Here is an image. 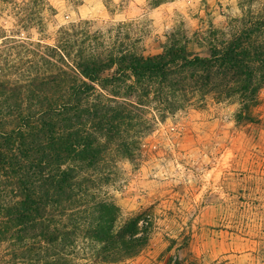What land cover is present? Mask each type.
<instances>
[{"label": "rangeland", "instance_id": "rangeland-1", "mask_svg": "<svg viewBox=\"0 0 264 264\" xmlns=\"http://www.w3.org/2000/svg\"><path fill=\"white\" fill-rule=\"evenodd\" d=\"M263 8L264 0H0V74L23 81L42 70L47 47L63 44L71 56L151 59L176 42L206 56L211 30ZM169 82L178 91L163 98L133 81L112 90L140 107L141 99L148 123L132 157L108 163L110 181L97 193L119 219H137L147 243L99 264H264V87L248 106L215 85L202 96L201 71ZM12 244L0 246V264H28L10 261Z\"/></svg>", "mask_w": 264, "mask_h": 264}, {"label": "trees", "instance_id": "trees-1", "mask_svg": "<svg viewBox=\"0 0 264 264\" xmlns=\"http://www.w3.org/2000/svg\"><path fill=\"white\" fill-rule=\"evenodd\" d=\"M208 35L202 57L176 42L151 59L71 56L63 44L47 47L42 70L23 81L0 74V246L13 242L10 261L113 263L143 249L138 220L119 219L120 209L97 193L110 181L108 163L132 157L148 123L141 99L140 107L112 90L133 81L145 95L173 96V75L201 71L202 96L215 85L219 97L255 106L264 87V8Z\"/></svg>", "mask_w": 264, "mask_h": 264}]
</instances>
